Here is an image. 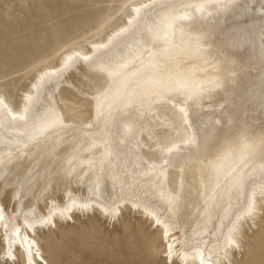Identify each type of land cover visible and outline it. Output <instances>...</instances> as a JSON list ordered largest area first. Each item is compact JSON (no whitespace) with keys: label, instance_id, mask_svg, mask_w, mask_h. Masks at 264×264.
I'll use <instances>...</instances> for the list:
<instances>
[{"label":"bare ground","instance_id":"1","mask_svg":"<svg viewBox=\"0 0 264 264\" xmlns=\"http://www.w3.org/2000/svg\"><path fill=\"white\" fill-rule=\"evenodd\" d=\"M260 3L127 0L102 38L40 66L16 107L0 93V183L8 173L21 180L15 210L0 200V264H17L18 255L49 264L40 232L80 213L115 226L123 211L150 222L165 264H233L242 255L264 214ZM251 66L258 73L248 76ZM78 69L105 83L88 96L85 122L67 119L71 109L58 100ZM218 91L224 107L211 105ZM56 177L73 190L63 200ZM86 184L88 199L74 189Z\"/></svg>","mask_w":264,"mask_h":264},{"label":"rangeland","instance_id":"2","mask_svg":"<svg viewBox=\"0 0 264 264\" xmlns=\"http://www.w3.org/2000/svg\"><path fill=\"white\" fill-rule=\"evenodd\" d=\"M125 1L0 0V93L16 107L40 66L53 64L69 47L85 49L90 40L102 38L127 13ZM235 23L236 19L228 20L225 30H231ZM246 52V48L239 50L241 62ZM258 67V71L264 70V63ZM258 71L251 66L246 74L253 76ZM104 84L100 75L78 69L62 87L68 91L58 98L61 108L71 109L66 118L70 115L79 122L87 121L92 114V101L88 96L103 90ZM223 97L218 91L216 102L211 105L224 107ZM61 98L65 99L62 105ZM259 125L264 128V118ZM55 168L51 162L49 170ZM4 180L5 186L0 183V200L11 212L17 206L14 197L21 180L9 173ZM51 186L59 200L73 191L58 177ZM74 189L84 194V199L94 193L88 184L74 185ZM112 193L110 188L106 191L108 195ZM41 208H44L43 203ZM80 214L74 216L70 224L39 233L38 240L49 264H165L162 244L150 222L123 211L120 221L110 226L98 216ZM254 231V234L247 232L242 255L235 256L233 264H264L263 213ZM17 264H23L20 255Z\"/></svg>","mask_w":264,"mask_h":264},{"label":"snow or ice","instance_id":"3","mask_svg":"<svg viewBox=\"0 0 264 264\" xmlns=\"http://www.w3.org/2000/svg\"><path fill=\"white\" fill-rule=\"evenodd\" d=\"M260 8H261V11H264V0H261ZM182 110H183V109H182ZM252 211H253V206H252V204L250 203V204H249V208H248V212H249V214H250ZM28 255H29V256H32V255H33V253L31 252V249H29V251H28ZM28 264H32V261L29 260ZM201 264H203V260H201Z\"/></svg>","mask_w":264,"mask_h":264}]
</instances>
